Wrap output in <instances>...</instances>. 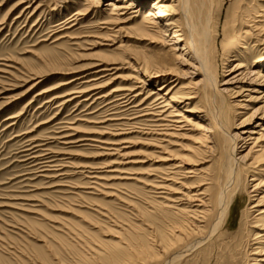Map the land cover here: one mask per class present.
I'll return each mask as SVG.
<instances>
[{
    "label": "rangeland",
    "instance_id": "rangeland-1",
    "mask_svg": "<svg viewBox=\"0 0 264 264\" xmlns=\"http://www.w3.org/2000/svg\"><path fill=\"white\" fill-rule=\"evenodd\" d=\"M20 1L22 0H0V86L3 85V87H7L12 85V87H9L10 89L8 88L10 91L6 92L5 95H0V264H118L119 262L120 264H162L168 254L165 249L168 243V232L171 227H174V224L182 222V220H180V217L174 216L169 212L164 213L163 211H158L157 206H153V202L158 205L165 204L168 202L167 200L170 196L157 195V197L155 191L150 190V188L146 186L148 185V182L157 180L155 179V176H150L149 170L153 168H164V166H160L163 163H157L156 161L158 160L156 159L157 157L162 156L160 155V152H158L160 150L150 145L149 137L142 135L139 136L138 133L119 136L116 135L117 132L115 133V127H109L112 124H109V126H92V124L88 125L86 122L82 123V120L97 121V118L101 115V111L100 113L97 111H99L104 105L115 100V98H110L106 102L100 104L101 106L94 104L93 107L90 105V102L86 104L82 103V100H76L70 103V106L68 105L69 107L66 106L60 108L58 105L61 104V101L53 100L55 95L58 97L60 95L63 96L68 92L70 93L72 90V92L86 90L87 85L81 84L82 81L89 80L95 75V70L90 69V63L94 64L93 62L96 63V61L99 60L110 59L112 56L115 57L116 53L117 55H119V53L121 55L120 58H117V67L120 68L118 75L121 74L120 76L123 77L138 74L140 79L142 78L141 80L147 81L148 79H145L144 77L146 68L147 70L163 68L166 61L162 53L163 51L158 49V46L149 45L146 41H137L134 39V36L130 34L132 33L133 27L144 17L145 12L153 10L152 6L157 0H137L141 3V6L138 8L139 17L126 25V28L130 27L129 31H123V33L118 34L115 38L116 41L114 45L110 42H103L101 40L106 34V31H104V29L102 30V28L109 26L101 25L100 23L109 21V18H112V15L110 14L112 12L114 13L112 7L110 9V6H108V3L117 6L124 3L128 4L132 0L127 2L125 0H96V2H98V7H95L92 11L88 12L87 15L84 16V19L83 17H79L78 19L81 20L77 26L66 31L58 32L59 34L54 33V30L56 28L66 27L67 24L65 25L64 23L72 14L83 12L87 6V0H59L55 5L50 3V0H29L31 2L30 5L32 6L31 9L23 20L16 21L15 16H17V13L29 4V2H27L26 5L24 4L18 9L14 8V6ZM172 1L177 2L178 0H163V2L167 4L173 3ZM39 3L41 7L29 16L31 11L34 10ZM228 4L229 1L226 0L225 5ZM238 6L243 10L250 9L252 12H256L258 9L264 11V0H233V11H236ZM131 25L134 26L131 28ZM82 35L92 37L84 38V40ZM57 36L59 37L58 40ZM65 36L67 38H65ZM72 36L74 38L78 37L77 40L79 41L75 39L71 40V38H73ZM164 36L165 41H170L172 31L165 30ZM61 37H64V39H60ZM252 37L248 39L247 46H245L247 47L248 52L247 58L243 62L245 68L231 71L237 59L229 58V60L223 62V72L219 78L220 85L225 83V85L219 87V91L223 92L222 94L226 99V112L229 111L233 119V126L238 129L241 128V121L247 118L248 121L244 125V129H241L245 131H258L260 127H256L257 124L264 128V113H262V110H257L263 105V103L261 102L262 100L255 101L256 98L260 97V94L244 92L243 96L246 97L237 99H232L233 96H230L232 92H236L240 87L244 90L255 89L264 91V83L262 82L264 67L261 69L257 67V59L259 57H264V45H254V48L252 49L251 46L255 44L254 40H256L255 38L253 40ZM97 38L101 39L97 40ZM120 42H122L123 46L125 45V50L122 49L119 51L116 49L117 46L121 44ZM94 43L98 44V46L91 45ZM178 48L179 50L177 51L176 56L179 58L180 63H185L189 60V57L186 54V46L185 44L182 45L178 43ZM166 50L167 49H165L164 52ZM241 52L244 53V50H241ZM261 53L263 56H261ZM136 54L142 56L143 59L141 60ZM71 55H73V57ZM133 55L137 57L138 64L133 63V60H129ZM145 60H149L150 65L147 64ZM128 61L133 63L132 68L125 64ZM179 62L177 60L175 62L176 65ZM187 64V67H180L184 75H181L180 77L177 76L179 79L181 78V84L184 85L189 82L198 83V81L201 80V76L195 65L191 62ZM46 66L50 67L46 69ZM6 67L10 69L8 70ZM25 70L30 73H39L40 76L50 73L51 75L43 78V82L37 88L28 91L31 84L24 85L20 81L23 79V71L25 72ZM59 70L61 72L67 70L69 73L68 75L56 74L55 72ZM69 70L71 72H75V70L78 71H76V73H70ZM255 72H260V75L258 74L259 77ZM77 77H83L85 79L76 81L70 86L56 89L60 82H65L69 78L76 79ZM175 78L172 77V79ZM170 79L167 80L166 85L171 82ZM131 85L132 82L117 81L110 87L104 89L103 92L106 93L117 86L130 87ZM49 90H51L52 93ZM39 92L42 94H38ZM248 95L249 97H247ZM10 97L15 98V100L11 101L10 104L3 105L5 99ZM141 98L142 97H140L138 101H140ZM3 99L4 101H2ZM77 102H81L80 105H78L79 107L77 106ZM232 102H234V104H231ZM88 106L89 108H87ZM95 113L98 114L95 115ZM78 115H80V117ZM91 116L94 118L90 120V118H92ZM205 118L209 120L207 116ZM59 120L61 122H59ZM67 125H69V127L81 129V133L80 131L77 133L74 137V141L80 139H96L100 142H107L106 144L115 143V146L95 142H79L80 144L63 145V142L61 140V142L59 141L60 136L58 135H61L62 128L67 127ZM203 125L209 126L210 124L207 121L203 123ZM105 127L111 129L107 132V135L92 134L89 136L83 133L88 132V130L89 132H101L102 128ZM237 130L234 131L233 129L232 134H236L238 132ZM189 136V139L180 142L181 148H184L185 150L190 149V146L193 145L192 142L195 141L198 134L193 131ZM113 138H115V140ZM28 139L30 141H28ZM35 146H39L36 150L34 149V152L36 153L33 156L35 157H43L45 155L43 150H49V152H51V157L54 158L51 159V161H54L57 166L52 170H54V174L57 173L56 175L60 177L48 179L49 181L46 182L47 179L42 177L46 174L39 173V161L32 159L33 156L30 154L31 151H29L31 147ZM63 148L65 150H63ZM178 148L180 147H172L169 148V150L172 152L174 151L175 154H181ZM248 148L249 147L239 150L237 158H239L240 164L246 163L248 158H245L244 155L248 151ZM107 149L117 150L116 152L118 153L111 151L108 153L105 151ZM208 155L211 163H205L204 165H201L204 169H202L203 167L201 166L199 169L206 170L205 167H207L208 175L212 176L216 159L212 153ZM137 159L139 161H137ZM133 160L136 162H141L142 160L143 162L134 164L135 162ZM61 165L64 166L61 167ZM119 169L122 170L119 171ZM126 169L129 171L126 172ZM123 171L126 172V174L119 173ZM28 172L30 173L28 174ZM90 173H96L95 175H98L103 179L105 178L104 181H102L103 187L98 188L100 191L86 189L88 184L91 183V180L89 179L91 176ZM62 174L64 176H61ZM118 174L121 176L120 178H118ZM111 177L113 178L110 179ZM133 177L137 179L135 180ZM103 182L106 183L104 184ZM114 182L117 183L116 186L120 182L121 186L125 185V183L127 184V182L128 185L122 186L123 188L127 187L126 189H122L119 184V187H117L118 190L114 189L116 188L114 187ZM112 183L114 184L112 185ZM84 184L87 186H84ZM71 185L78 188L72 187ZM79 185H82L83 187H79ZM104 185H107V187H104ZM140 185H142V187L145 185V187L142 188ZM111 186H113V188H111ZM136 190L138 192L141 190V192L138 193ZM107 191L108 195L106 194ZM116 191H119V193ZM106 196L108 198H106ZM119 196L124 197V199H126V196L130 203H123V198L121 199ZM130 198L134 203L130 201ZM145 208L147 209V212ZM261 208L263 207L253 210V214H256L257 210ZM142 210L145 214L142 213ZM98 211H100V213L103 212L104 216L100 215ZM170 219L173 221L175 219L177 220L173 223ZM63 223L72 224L92 235L93 239L91 244H89L92 252L84 250L85 248L81 246V244H76L66 239L65 236H62L63 234L61 230L58 231V229H61L60 224ZM90 224H92V226H90ZM93 227L95 229H93ZM57 233H59V235ZM246 235H248L247 232ZM61 237L68 242L61 239L58 240ZM101 244L107 248L102 247ZM116 244H119L122 252L120 256L114 257L117 261H112L113 250L108 249V247L112 248L113 246H116ZM99 252L104 255L99 254ZM92 256L98 258H94V260L90 259ZM248 256L249 255L244 250H241L236 254L233 264H245L244 261L246 258L249 259ZM172 264H219V257L216 248L213 247L206 252L195 251L191 256L181 259L180 261L177 260Z\"/></svg>",
    "mask_w": 264,
    "mask_h": 264
},
{
    "label": "bare ground",
    "instance_id": "bare-ground-1",
    "mask_svg": "<svg viewBox=\"0 0 264 264\" xmlns=\"http://www.w3.org/2000/svg\"><path fill=\"white\" fill-rule=\"evenodd\" d=\"M50 1H51L50 3H53V5H55L56 3H58L59 0H50ZM125 1L127 2L129 0H125ZM228 1L229 4L225 5L226 0L225 1L224 0H178L177 2L172 1L173 3L170 4L163 2V0L160 1L157 0L155 4L152 6L153 10L146 11L144 17L141 19V21L138 24H136V26L131 25V28L132 26L134 27L132 29V33H130L134 36V39H136L137 41H146L148 42L149 45L158 46L159 47L158 49H161V51H163L162 53L166 59L165 66L163 68L147 70V68L145 67L146 73L144 77L145 79H148L150 81L141 80L142 78L140 79L138 74L129 77L120 76L121 74L118 75L120 68L117 67L118 65L117 58H120L121 55L120 53L119 55H117L116 53L115 54L116 56L114 55L115 57L112 56L110 58L111 60L106 59V60L96 61V63L93 62L94 64L90 63L91 65L90 69L95 70L94 72L95 75L92 76V78H90L89 80L82 81L81 84L87 85L86 90H80L74 92H72L73 91L72 90L70 91V93L68 92L63 96L59 94L60 96L57 97L55 95L56 97L54 96L53 98V100L61 101V104L58 105V107L60 108L66 107L70 103L76 100L78 101L82 100L81 102L86 104L90 102L91 103L90 105H92L93 107L94 104L100 105L106 102L107 100H109L110 98L113 99L115 98V100L104 105L102 108H100L99 111H97L99 113L101 111V115L97 118V121L82 120V123L86 122L88 123V125L92 124V126L93 125L109 126V124H112L109 127L111 126L115 127L114 129L115 133L117 132L116 135L119 136L131 134V133H138L139 136L142 135L149 137L150 138L149 142L151 143L150 145L160 150L158 152H160V155L162 156L157 157L156 159L158 160L156 161L157 163H163L160 166H164V168H153L149 170L150 168H152L150 167L149 169H147L150 171V172L148 171L150 173V176L151 175L155 176V179L157 180L148 182V185L146 186L150 188V190H154L156 196L157 195L170 196L169 199L167 200L168 202L165 204L158 205L155 204V202H153L154 203L153 206L155 207L157 206L158 211H163L164 213L169 212L174 216L180 217L181 218L180 220H182V222H178L174 224L173 225L174 227H171L169 232L167 230L169 235L167 238L168 240V243L166 245L167 247H165V249L168 251V252L166 251V253L168 254L167 257L165 258V261L162 264H172L177 260L180 261L181 259H185L186 257L191 256L195 251L206 252L213 247H215L217 250V254L219 257V264H233V260L236 257V254H238L241 250H244L249 255L248 256L249 259L246 258V260L244 261L245 264H264V133H262L264 132V128L263 126L257 124L256 127H260L258 131L241 130L244 129V125L248 121L247 118L241 121V126H240L241 128L239 129L235 128V126H233V119L229 111L226 112L225 109L226 99L222 94L223 92L219 91V87L225 85V83L221 85L219 83V78L221 77V73L223 72L222 70L223 69L222 66L224 65L223 62L229 60V58H236L237 60L234 63V67L231 71L244 69L245 67L243 66V62L248 55L247 47H245L247 46L248 39L252 36H253L252 37L253 40L254 38L256 39L254 40L255 44L251 46L252 49L254 48V45H258V46L264 45V11L258 9V11L252 12V10L250 9L243 10L240 6H238L236 11H233V0H228ZM27 2H29V4L24 8H22L17 13V16H15L16 21H19L21 19L23 20V18L29 12L32 6L30 5L31 2L29 0H22L18 4H16V6H14V8L18 9L24 4L26 5ZM108 6H110V9L112 7V11H114V13L112 12L110 14L112 15V18H109L110 19L109 21L100 24L109 26L110 29L109 27L106 26H105L106 28H102V30L104 29V31H106V34L105 35L103 34L104 35V37H102L103 39L97 38V40L101 39L103 42H110L112 43V45H114L116 41L115 38L118 36V34L123 33V31H129L130 27L126 28V25H128V23H130L132 20L139 17L138 8L139 6H141V3L137 0H132L128 4L124 3L114 6L113 4L108 3ZM40 7L41 6L39 3L34 8V10L31 11L29 16L35 13ZM95 7H98V2H96V0H87L86 9L84 10L82 9L83 12L79 11L80 13L77 12L72 14L71 16L68 17V19H66L65 23L63 22L65 25L67 24L66 27L56 28L54 30L55 32L54 31L52 32L58 33L72 29L73 27L77 26L79 21L81 20L78 19L79 17H83L84 19V16H86L87 13L92 11ZM165 30L172 31V37L170 41L169 40L165 41L164 39ZM91 37L85 35L82 38L86 39ZM58 38L59 37L57 36V40ZM65 38L67 37L65 36ZM60 39H64V37H61ZM74 39L77 40L78 37L71 38V40ZM120 43L121 44H119V46H117L116 49L119 51H121L122 49L125 50L126 48L125 45L123 46L122 42ZM178 43L182 45L185 44L186 46V51H187L186 54L188 55L189 60H187L185 63L184 62L180 63L179 58L176 56V53L179 50ZM91 45L98 46V44L95 43ZM165 49L167 50L164 52ZM241 50H244V53H242ZM71 56L73 57V55ZM133 56L129 58V60L134 61L133 63L138 64V61L136 59L138 56L141 58V60L143 59L142 56H140L139 54H136L137 57L135 55ZM261 56H263V54ZM177 60L179 63L176 65L175 62ZM145 61L147 64L150 65L149 60H145ZM190 62L193 65H195L199 75L201 76V80L198 81V83L189 82L183 85L180 82L181 78L179 79L177 76L180 77L181 75H184L180 67H185V66L187 67L188 66L187 63ZM133 63L128 61L125 64H127L129 67L132 68ZM48 67L46 66V69ZM257 67H259L260 69L264 67V57H259L257 59ZM7 68L8 67H6V69ZM154 68H159V67H154ZM9 69L10 68H8V70ZM63 71L61 72L59 70L56 71L55 73L60 75H68L69 72L67 70H66L67 72L66 71L63 72ZM76 71L78 70H75V72L74 71L73 72L76 73ZM73 72L70 71V73ZM255 73L256 75L258 74L260 75V72H255ZM49 75H51V73L43 74L42 76H40L39 73L37 74L33 72L30 73V72H26L25 70V72L23 71V79H21L20 81L24 85L31 84L30 88H28L29 90L27 89L28 91H30L37 88L43 82V78ZM83 77H77L76 79H73L74 77L69 78L65 82H60L59 85L56 87V89L70 86L76 81H81L85 79ZM172 77L174 78L176 77V78L172 79ZM169 79L171 80V82L168 85H166L167 80ZM262 79H263L262 82L264 83V76L262 77ZM117 81L132 82V85L130 87L114 86L115 88H112L108 92L106 93L103 92L104 89L110 87L112 84L116 83ZM9 87H12V85L7 87L5 86L3 87V85L0 86V95H5L6 92L10 91ZM49 91L51 92V90ZM244 92L260 94V97L256 98L255 101L262 100L261 102L263 103V105L259 107L257 110H262V113H264V91H259L255 89L244 90L242 87H240L237 89L236 92H232L230 96H233L232 99H237L242 97L244 98L246 97L243 96ZM38 94H42V93L39 92ZM140 97L142 98L140 99V101H138ZM247 97H249V95ZM13 100H15V98L13 97L7 98L5 99V101L3 99L2 100L4 101L3 105L10 104L11 101ZM80 103L77 102V106L80 105ZM231 104H234V102H232ZM42 106L44 107L43 104ZM87 108H89V106ZM85 111H89V110H85ZM96 114L98 113H95V115ZM80 115L78 116L80 117ZM206 116L208 117L209 120L205 118ZM93 118L94 117L90 118V120ZM207 121L209 122L210 125L209 126L203 125V123ZM59 122L61 121L59 120ZM119 127H123V128H119ZM62 129H63L62 133L60 132L61 135L58 136H60L59 141L61 140L63 142L62 143L63 145H71L79 142H85V143L95 142L100 144L107 143V142L104 143L103 141L100 142L96 139H80L74 141V137L77 135L79 131L81 133V129L78 128L79 129L78 130L75 127H69V125H67V127H64ZM233 129L234 131L238 129L237 130L238 132L236 131L237 132L236 134H232ZM109 130L111 129L105 127L102 128L103 132L102 131L89 132L88 130V132H83V133L89 136H91L92 134L107 135V132ZM193 131L197 132L198 134V137L195 138L194 142H192L193 145L190 146L189 150H185L184 148H181L180 142L189 139L190 138L189 134ZM113 139L115 140V138ZM28 141L30 140L28 139ZM114 144L108 143L106 145L110 146ZM30 146H34V145H30ZM38 147L39 146L30 148L29 151H31L30 154L32 156L36 153L34 152V149L36 150V148ZM172 147H180L178 148V150L181 154H175L174 151L173 152L170 151L169 148ZM247 147L249 148L246 154L244 155V157L245 158L247 157L248 159L246 163L240 164L239 158H237L239 150ZM63 150L65 149L63 148ZM105 151L109 153L110 151L116 152L117 150L107 149ZM43 152L45 153L43 157L33 156L32 159H34L35 161H39V164L37 163L39 166L38 168L40 171L39 173L46 174L42 177H45L47 179L46 182H48L49 181L48 179H55L60 176H57L56 175L57 173L54 174L53 172L54 170H52L57 166L55 165L54 161H51V159H54L53 157H51V152H49V150H43ZM211 153L213 154V156H215L216 159L215 167L213 168L212 171L213 172L212 176L208 175L207 167H205L206 170H202L204 169V167L201 166L204 165L205 163L208 164L211 163V160L209 159V155H208ZM137 161L139 160L137 159ZM134 162H135L134 164H136V163H142L143 161L141 160V162H136V161ZM62 166L64 165H61V167ZM200 166L203 168L199 169ZM122 169H119V171ZM124 171L119 173L126 174V172L129 170L126 169V172ZM29 173L30 172H28V174ZM95 174L96 173H90L91 176L89 177V179L91 180V183L88 184L87 183L88 181L86 182L88 184V187H86V189L91 191H100L98 188L103 187L102 181H104L105 178L103 179L102 177H99L98 175ZM61 176L64 175L62 174ZM120 177L121 176H119L118 178ZM112 178L113 177H111L110 179ZM114 183H112V185ZM116 184L117 183H115L114 185V187H116L114 189H118L117 187L119 186L122 189H126L127 187L123 188L122 186L128 185V182L127 184L125 183V185L122 186H121V182L119 183L120 185L118 184L119 186L118 185L116 186ZM81 186L79 185V187ZM84 186L87 185L84 184ZM140 186L142 187V185ZM72 187L78 188L76 186H72ZM104 187H107V185H104ZM111 188H113V186H111ZM116 192L119 193V191ZM139 192H141V190ZM106 194L108 195V191ZM110 194L112 195V193ZM106 198L108 197L106 196ZM120 198L121 199L123 198L122 199L123 203L125 204L130 203L127 200L126 196H125L126 199H124V197H120ZM80 201H81V197H80ZM131 202L134 203V201ZM259 207H263V208L257 210L256 214H253V210ZM98 212L100 215L104 216L103 212L102 213H100V211ZM142 213L145 214L143 210ZM174 221L173 223L176 222ZM60 226L61 229H58V231L61 230L63 234L62 236H65L66 239L76 244H81V246L85 248L84 250H88L89 252H92L91 247L89 246V244H91L93 239L92 235H90L88 232L84 230H81V228H77L76 226L69 223H63L60 224ZM90 226H92V224H90ZM93 229L95 228L93 227ZM141 230H142V226H141ZM246 232L248 235H246ZM57 234L59 235V233ZM60 239L65 242H68L66 239H63L62 237L59 238L58 240ZM101 246L106 247L103 244H101ZM108 249L113 250L112 261H117L114 257L120 256L122 252L119 244H116V246H113L112 248L108 247ZM99 254L102 253L99 252ZM94 258H98V257L95 256L90 257V259L93 260ZM118 264H120V262Z\"/></svg>",
    "mask_w": 264,
    "mask_h": 264
}]
</instances>
